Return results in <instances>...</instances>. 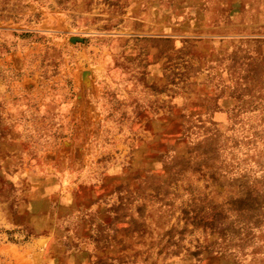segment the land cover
I'll use <instances>...</instances> for the list:
<instances>
[{"label":"rangeland","instance_id":"rangeland-1","mask_svg":"<svg viewBox=\"0 0 264 264\" xmlns=\"http://www.w3.org/2000/svg\"><path fill=\"white\" fill-rule=\"evenodd\" d=\"M0 264H264V0H0Z\"/></svg>","mask_w":264,"mask_h":264}]
</instances>
